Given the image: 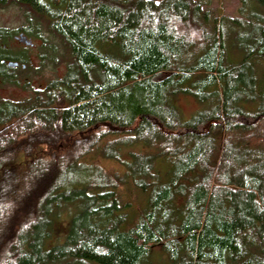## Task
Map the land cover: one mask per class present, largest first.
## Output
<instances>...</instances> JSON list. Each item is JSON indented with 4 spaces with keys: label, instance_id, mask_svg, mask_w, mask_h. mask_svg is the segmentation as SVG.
Listing matches in <instances>:
<instances>
[{
    "label": "trees",
    "instance_id": "trees-1",
    "mask_svg": "<svg viewBox=\"0 0 264 264\" xmlns=\"http://www.w3.org/2000/svg\"><path fill=\"white\" fill-rule=\"evenodd\" d=\"M10 2L45 18L70 60L45 99L0 102V264H149L155 248L168 264H264V0H242L236 18L210 0H0V8ZM177 24L194 26L198 40ZM17 33L56 54L32 21L1 27L0 80L14 85L10 70L29 69L25 56L2 55ZM179 96L201 105L189 120ZM39 127L56 145L79 135L90 146L51 166L31 151L24 165L13 160L14 131L28 129L31 140ZM19 204L30 210L11 226L7 209ZM63 215L66 237L50 248Z\"/></svg>",
    "mask_w": 264,
    "mask_h": 264
},
{
    "label": "rangeland",
    "instance_id": "rangeland-1",
    "mask_svg": "<svg viewBox=\"0 0 264 264\" xmlns=\"http://www.w3.org/2000/svg\"><path fill=\"white\" fill-rule=\"evenodd\" d=\"M210 2L212 3L210 7L211 10L215 11L217 14L225 15L231 18L240 17L239 9L241 7L242 0H210ZM30 21H32L33 24L38 25V30L49 40L48 45L55 47L56 54L55 56H53L54 52H52L51 47L50 49L47 48V50H43L42 44L44 45V43L41 39H37L34 37L32 38L30 36L27 37L28 40L33 43L32 47L29 48L15 40V37H19V33L14 34L12 38H9L6 45H4V48L8 49L3 51L2 55H4V57H6L7 59H20L22 56H25V60L28 61L27 64L29 65V69L25 71L18 70L14 73H12V71L10 70V74L14 76L19 82L17 85L0 80V102L7 101L27 106L33 104L39 94L42 95L43 99H45L44 93L42 91L47 89V87L53 82L61 80L67 72V65L70 60L69 51L60 38L51 35L50 26L45 18L38 16L30 8L20 5L16 2H10L5 7L0 8V28L2 27L7 28L11 31H18L22 27L29 25ZM176 30L179 32V34L184 35L189 39L192 38L196 41L199 38V32L194 26L177 24ZM52 58H55V60ZM5 70L8 69L0 66V72H4ZM262 74L264 77V69L262 70ZM175 102L185 120H189L192 115L201 108V105L193 97L190 96H179L175 99ZM255 109V104H251L248 106L249 111H255ZM18 124L20 123H16L15 126ZM20 130L22 131H20L19 133L14 131V129L11 130V132L14 131V133L10 138L14 139L16 143H13V145L11 146L12 150L9 152V154L12 156L13 160L23 165L26 161V152L31 151L35 156H39L38 154L45 155L44 162L47 163L48 166H51L53 161H59L62 157L69 159V156L71 154V158H73V156L78 155L76 154V152L78 153L80 149H87L90 146V140H85L83 136L79 135L65 139L64 144L62 141H59L56 145L55 141L57 140V138H54L56 137V135L45 137L48 134H41V132L43 131L42 127L36 129L40 131H38V135H36V137H33L31 140L27 137L29 134H26V130L28 129L22 128ZM31 130L35 132L33 128ZM104 131L105 130L100 129V131L98 132L100 133ZM6 134H10V132ZM52 138H54L55 141ZM49 140H51V142ZM54 146H58L59 148H56L55 150L53 149ZM47 154H50L51 156L56 155L57 157L54 160H50L49 157L46 156ZM95 164L98 166L100 165L99 167H102V169H104L107 173H113L116 170H119L118 164L114 162L104 161L102 163L101 160H97ZM48 166L46 167L50 168ZM17 181L25 182V180ZM23 186L24 191L15 190L17 191L16 197H20V200H23L27 195V186L26 184H24ZM21 207L22 206L19 204L7 209V211H14L15 214L12 216L17 219L9 222L11 223V226H20V219L24 216L26 210H30L28 208L26 209ZM68 219L69 217L67 215H63L62 218L55 223L53 236L49 242V247L60 243L65 239L66 233L68 231ZM13 230L15 231V228ZM8 233H10V235H8ZM11 233V231H8L7 235L3 237L1 241V250L6 249V246L12 242L13 237H11ZM0 253L2 252L0 251ZM168 263V259L164 255V253L159 248H155L149 259V264ZM61 264L78 263L68 262Z\"/></svg>",
    "mask_w": 264,
    "mask_h": 264
},
{
    "label": "water",
    "instance_id": "water-1",
    "mask_svg": "<svg viewBox=\"0 0 264 264\" xmlns=\"http://www.w3.org/2000/svg\"><path fill=\"white\" fill-rule=\"evenodd\" d=\"M16 40L22 44H25L26 46L33 45V43L29 41L28 38L24 36L23 34L19 35V37H17ZM7 66L9 68L15 69L19 66V64L17 62L10 61V62H7Z\"/></svg>",
    "mask_w": 264,
    "mask_h": 264
},
{
    "label": "flooded vegetation",
    "instance_id": "flooded-vegetation-1",
    "mask_svg": "<svg viewBox=\"0 0 264 264\" xmlns=\"http://www.w3.org/2000/svg\"><path fill=\"white\" fill-rule=\"evenodd\" d=\"M30 47H32V46H29V48H30ZM18 67H19V66H18ZM18 67H17V68H18ZM52 247H54V246H51L50 248H52Z\"/></svg>",
    "mask_w": 264,
    "mask_h": 264
}]
</instances>
